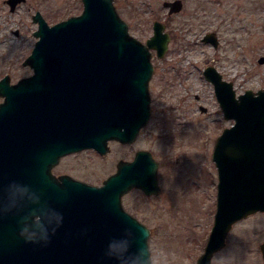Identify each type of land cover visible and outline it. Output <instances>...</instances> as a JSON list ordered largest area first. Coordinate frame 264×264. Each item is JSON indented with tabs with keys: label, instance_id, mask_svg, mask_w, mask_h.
Instances as JSON below:
<instances>
[{
	"label": "water",
	"instance_id": "water-1",
	"mask_svg": "<svg viewBox=\"0 0 264 264\" xmlns=\"http://www.w3.org/2000/svg\"><path fill=\"white\" fill-rule=\"evenodd\" d=\"M25 1L7 3L14 12ZM83 3L82 14L52 26L37 12L39 40L24 62L34 73L15 84L10 75L0 80V264H140L130 254L150 250L151 230L125 210L123 196L134 188L160 192L152 152L139 150L133 161L121 160L101 186L57 176L53 169L64 156L87 149L105 155L109 141L137 139L152 113V49L164 57L171 36L155 21L145 44L130 34L114 0ZM163 5L171 15L184 3ZM202 40L216 48L220 43L215 32ZM204 75L225 118L235 123L215 146L217 212L196 264H212L233 224L264 211V89L237 96L234 83L214 66ZM251 162L257 163V178L244 173ZM260 250L264 258V242Z\"/></svg>",
	"mask_w": 264,
	"mask_h": 264
},
{
	"label": "rangeland",
	"instance_id": "rangeland-1",
	"mask_svg": "<svg viewBox=\"0 0 264 264\" xmlns=\"http://www.w3.org/2000/svg\"><path fill=\"white\" fill-rule=\"evenodd\" d=\"M165 1L172 0H114L132 36L146 43L155 21L164 23L171 36L164 57L152 49L148 124L132 146L112 141L105 157L92 150L67 156L54 173L101 185L120 159L132 158L139 150L152 152L160 164L161 191L147 196L134 189L123 197V205L150 228L155 264H196L217 211L216 140L234 124L225 119L204 70L214 66L234 83L237 94L264 89V63L259 62L264 57V0H182V11L171 15ZM83 8L82 0H26L12 12L6 0H0V79L9 74L15 83L32 74L23 62L37 41L38 25L32 18L36 11L52 25L81 14ZM208 32L218 34V48L202 41ZM3 100L0 96V103ZM263 241L264 215L253 214L233 228L228 245L215 253L212 264H263Z\"/></svg>",
	"mask_w": 264,
	"mask_h": 264
},
{
	"label": "flooded vegetation",
	"instance_id": "flooded-vegetation-1",
	"mask_svg": "<svg viewBox=\"0 0 264 264\" xmlns=\"http://www.w3.org/2000/svg\"><path fill=\"white\" fill-rule=\"evenodd\" d=\"M37 12V11H36ZM34 15V14H33ZM32 18H33V16H32ZM37 25H38V23H36ZM19 33V32H18ZM34 36H35V32H34ZM36 44V43H35ZM30 55V54H29ZM27 67H29V66H27ZM32 73H33V71H32ZM28 76H30V75H28ZM246 138H243L242 139V141H244ZM260 141L262 142V143H264V138H261L260 139ZM112 142V141H111ZM111 142H109V144L111 143ZM116 143H118L119 145H125V146H132V144L133 143H127V144H122V143H120V142H118V141H116ZM262 148V147H261ZM263 152V151H262ZM260 155H259V157L261 158V162L259 161V163H260V169H261V172L259 173V174H261V175H263L264 176V153H259ZM133 155V154H132ZM107 156V155H106ZM134 155H133V157L132 158H129V157H126V158H122V159H120L118 162H117V164H116V170H117V166H118V163L121 161V160H124V161H132L133 159H134ZM259 163H258V165H259ZM249 165H251V166H253L254 167V169L251 167V166H249ZM248 166H246L245 164H244V168L246 169L247 167H249L248 168V170H245V172H244V169H243V172L244 173H246L247 171H249L250 173H252V177L253 178H257L258 176H256L255 174L257 173L256 171H255V168H257L255 165H257V163L256 162H251V164H249ZM116 170L114 171V172H116ZM113 172V173H114ZM243 187H245V185L243 186ZM134 190V189H133ZM132 190V191H133ZM137 190H139V189H137ZM131 192V191H130ZM129 192V193H130ZM258 213H260L261 215H264V211H258V212H256V213H254V214H258ZM253 215V214H252ZM252 215H249L248 217H250V216H252ZM243 220V219H242ZM242 220H240V221H242ZM240 221H238V222H236L234 225H233V228L240 222ZM233 228H232V230H233ZM231 230V231H232ZM231 231L229 232V235H230V233H231ZM228 235V236H229ZM263 243V242H262ZM261 243V244H262ZM227 245H228V243H226ZM260 244V245H261ZM226 245V246H227ZM260 245H259V250H260ZM260 252H261V250H260ZM261 258H262V260H263V264H264V258H263V255H262V252H261Z\"/></svg>",
	"mask_w": 264,
	"mask_h": 264
},
{
	"label": "clouds",
	"instance_id": "clouds-1",
	"mask_svg": "<svg viewBox=\"0 0 264 264\" xmlns=\"http://www.w3.org/2000/svg\"><path fill=\"white\" fill-rule=\"evenodd\" d=\"M132 261L139 260L140 264H155V260L151 255V251L146 252L138 249L136 253H131Z\"/></svg>",
	"mask_w": 264,
	"mask_h": 264
}]
</instances>
